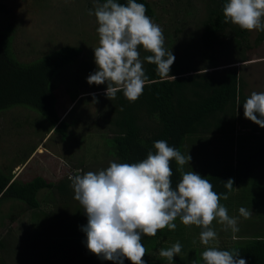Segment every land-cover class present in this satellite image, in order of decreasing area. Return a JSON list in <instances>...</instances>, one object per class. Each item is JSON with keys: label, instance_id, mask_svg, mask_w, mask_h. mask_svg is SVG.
I'll return each instance as SVG.
<instances>
[{"label": "rangeland", "instance_id": "1", "mask_svg": "<svg viewBox=\"0 0 264 264\" xmlns=\"http://www.w3.org/2000/svg\"><path fill=\"white\" fill-rule=\"evenodd\" d=\"M150 1L156 9V17L151 19L163 29L165 47L174 56L185 59L190 66L202 67L208 63L204 56L206 49L200 40L206 0ZM93 7V0H0V31L12 28L11 50L21 62L41 59L64 45H75L82 50L78 59L55 74L52 80L57 110L61 118L70 123L65 132L56 128L50 132L51 122L31 106L16 105L0 110V166L3 169L2 166H14L15 162H20L21 169L14 172L20 174L22 181L39 175L59 181L73 173L106 169L110 161L119 163L108 153L110 129L106 125L110 115L101 108L100 96L94 95L106 92L107 83L90 85L86 79L97 69L94 48L99 46L98 24L95 15H89ZM260 34L257 30L249 31L246 61L230 64L241 60L239 49L229 39L233 35L230 34L217 46L221 68L229 65L239 68L247 97L254 91L264 92V40L256 43ZM139 50L142 56V46ZM75 95L80 97L74 99ZM242 110L239 109L237 114L234 138L223 131L211 132L198 139L194 147L207 150V159L212 160L222 158L224 150L236 153L235 150L251 149L254 136L263 133L264 127L245 118ZM235 191L236 194L239 192L234 190L227 200L221 199L220 203L227 208L229 216L237 219L239 232L224 231V226L214 220L212 227L217 232V239L208 246L233 244L264 229V221L254 209L245 207L252 216L244 219L239 214L242 206L238 207L240 204L235 200L228 202ZM47 193L48 189L40 190L38 197L42 205L35 210L17 199H8L0 204V241L5 243L4 248L0 247V264H70L78 259L75 246L64 247L65 243L56 241L61 238L58 235L62 228L59 223L67 214H74L79 209L74 193L65 194L64 191L56 203L51 198L44 199ZM9 213L16 214V219L12 220ZM174 223L176 227L179 225V236H186L184 242H179L181 252L174 258L179 256L186 264L193 261L199 264L206 246L200 241L201 229L195 225L185 226L180 219ZM258 225H261L259 229ZM196 229L198 231L194 233ZM179 236L174 231L171 236L159 239L162 241L150 259L159 264H180L174 258L170 262L159 255L160 249L171 248Z\"/></svg>", "mask_w": 264, "mask_h": 264}, {"label": "trees", "instance_id": "2", "mask_svg": "<svg viewBox=\"0 0 264 264\" xmlns=\"http://www.w3.org/2000/svg\"><path fill=\"white\" fill-rule=\"evenodd\" d=\"M117 2L127 4V0H117ZM136 2L145 4L146 14L150 18L156 17L155 6L150 0H136ZM225 2L226 0H206V15L202 20L200 40L206 49L204 56L209 60L208 63L202 67L190 66L185 59L175 56L170 76L162 78L155 71L156 65L145 61L143 66L149 79L137 101L130 103L123 95V91L118 92L113 100L107 98L105 92L94 95L100 96L103 102L101 108L107 110L110 115L106 125L110 129V136L107 137L110 140L108 153L119 163L140 162L147 158L150 150L155 154L154 141L166 140L183 155L191 156L189 164L184 165L185 172L193 170L199 173L213 184V190L218 194L227 192L230 196L238 189L239 192L236 194L235 191L228 202L232 203L235 200L240 204L238 207L254 209L262 218L261 221H264V132L254 136V145L251 149L235 150L236 153L234 150H224L222 152L224 156L215 160L207 159L209 154L207 150L194 147L198 139L211 132L223 131L234 138L237 114L239 109L243 111V103L247 98L244 92L245 82L237 65L221 68L222 65L218 60L220 50L217 46L230 34L233 36L229 39L235 42L241 57V60L230 64L248 60L245 52L246 47H249L247 43L249 31L231 22H224ZM12 32L11 27L0 31V110L16 105L31 106L47 118L52 126L65 132L70 123L66 118L62 119L57 110V97L52 80L55 74L78 59L82 53L81 48L64 45L41 59L21 62L11 50ZM263 40L264 32H261L256 43ZM150 54L144 50L141 57L143 59ZM171 76L175 77V81ZM79 97L75 95L74 99ZM170 166L173 170L172 181L175 187L182 176L178 170L179 165L174 159L170 162ZM2 167L3 169L0 166V204L8 199H17L24 202L23 205L29 209L35 210L42 205L38 197L42 189H48L44 199L47 201V198H51L55 203L59 201L64 191L65 194L70 191L74 193L68 177L52 181L39 175L31 180L22 181L15 178L12 166ZM8 171L9 173H6ZM229 178L234 181L231 192L224 187ZM76 202L78 211L67 214L62 219L59 223L62 228L58 231L61 238L56 240L65 243L64 247L75 246L74 252L78 259L70 264H119L118 261L101 259L88 250L86 233L82 231V226L87 224V216L81 204L77 200ZM8 215L12 220L16 219V214ZM178 226L174 230L177 236H179ZM260 226L258 225V229ZM259 230V233L253 236L242 237L233 244L218 248L240 251V257L244 258L247 264H264V229ZM174 231L164 228L158 230L155 236H142L141 242L147 250L143 257L146 264H159L154 263L150 255L161 243L162 240L159 239L171 236ZM197 231L198 229L194 233ZM183 240H186L185 234L184 238L180 235L177 241L184 242ZM0 245L2 248L5 247L3 240L0 241ZM207 247L209 246H204V250ZM174 259L180 264H186L179 256ZM123 264H132V262L125 257ZM199 264H204L202 257Z\"/></svg>", "mask_w": 264, "mask_h": 264}, {"label": "clouds", "instance_id": "3", "mask_svg": "<svg viewBox=\"0 0 264 264\" xmlns=\"http://www.w3.org/2000/svg\"><path fill=\"white\" fill-rule=\"evenodd\" d=\"M93 6L89 15L96 17L99 46L94 48L97 69L88 75L87 82L107 83V98L113 100L123 91L134 103L149 79L144 62L156 65V73L163 78L170 76L175 56L165 47L163 29L146 14L145 4L136 0H127L126 5L117 0H93ZM223 15L225 23L264 32V0H226ZM141 46L151 53L143 60ZM243 109L245 118L264 127V92H252ZM154 148L155 154L150 150L147 158L137 163L110 161L106 169L68 176L74 199L87 216V224L82 226L87 248L97 257L119 264L126 257L132 264H146L142 236H155L164 228L174 231L177 218L185 226L200 228V241L206 246L217 239L214 220L224 226V231L239 232L237 219L229 216L220 203L221 197L228 199V193L218 194L208 179L193 170L184 171V165L192 159L189 154L183 155L163 139L154 141ZM173 159L182 176L175 187L170 166ZM233 184L229 178L224 187L231 192ZM239 214L244 219L252 216L245 207L239 208ZM180 252L177 241L169 249H160L159 255L171 262ZM201 256L204 264H247L238 250L209 246Z\"/></svg>", "mask_w": 264, "mask_h": 264}, {"label": "crops", "instance_id": "4", "mask_svg": "<svg viewBox=\"0 0 264 264\" xmlns=\"http://www.w3.org/2000/svg\"><path fill=\"white\" fill-rule=\"evenodd\" d=\"M62 119H64V118H62ZM54 128H55V127L52 126L50 132H51ZM33 152H34V151H33ZM33 152H32V154H33ZM32 154H31V155H32ZM27 159H28V158H27ZM29 159H30V158H29ZM32 160H33V159H32ZM32 160H31V161H32ZM27 161H28V160H27ZM27 161H26V162H27ZM26 162H25V163H26ZM14 164H15V165L12 166L13 172H14L15 169H16V171H17L18 168L21 169L20 165H18V164H21L20 162H17V163L15 162ZM23 164H24V163H23ZM16 165H17V167L15 168ZM19 169H18V170H19ZM23 169H24V168H23ZM14 173H15V172H14ZM19 175H20V174L17 175V174L15 173V178H19ZM19 179H20V178H19Z\"/></svg>", "mask_w": 264, "mask_h": 264}]
</instances>
